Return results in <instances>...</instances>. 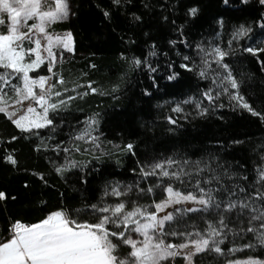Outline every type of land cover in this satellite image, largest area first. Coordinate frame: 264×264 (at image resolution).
<instances>
[{
  "label": "snow or ice",
  "instance_id": "6c2138e0",
  "mask_svg": "<svg viewBox=\"0 0 264 264\" xmlns=\"http://www.w3.org/2000/svg\"><path fill=\"white\" fill-rule=\"evenodd\" d=\"M131 2L111 0L117 10ZM249 2L240 0L243 5ZM229 3L223 0L225 6ZM258 3L264 7V0ZM97 7L110 22L113 12ZM199 12V7H189L188 22ZM75 15L71 0H0V115L19 132L8 140L0 136V145L29 140L50 168L30 174L57 191L55 203L39 201L40 216L10 217L0 229V264H198V257L210 253L224 257L225 264H264V145L251 169L227 161L221 153L228 146L223 144L199 155L176 152L137 158L130 182L103 179L89 193L90 178L98 173L103 177L110 154L103 150L101 113L83 120L73 117L74 123L68 119L74 101L84 99L89 90L98 91L91 81L70 82L63 74V63L75 55L77 42L72 31H58L57 26ZM161 19L176 33L167 40L168 51L145 32L151 43L130 63L132 71L143 72L151 82L142 90L148 97L151 88H159V79L181 78L169 52L179 58L180 69L197 78L196 93L175 102L171 112L176 115L165 117L174 126L169 131L182 127L181 120L208 117L226 107L247 110L264 122V111L242 94L243 79L231 63L239 50L256 57L264 70V40L252 38L254 28L246 23L236 26L222 46L219 32L193 43L184 25L169 21L167 15ZM132 20L143 23L135 12ZM217 23L223 28L222 17ZM254 24L264 31V14ZM245 38L251 41L248 46L241 43ZM159 57L165 58L163 64ZM121 152L135 156V145L127 143ZM0 158L19 169L16 149L5 148ZM52 175L69 184L79 199L70 202L50 183ZM23 186L30 184L25 181ZM9 199L17 197L0 190V202ZM245 250L251 254L244 259L230 258Z\"/></svg>",
  "mask_w": 264,
  "mask_h": 264
},
{
  "label": "trees",
  "instance_id": "16d2710c",
  "mask_svg": "<svg viewBox=\"0 0 264 264\" xmlns=\"http://www.w3.org/2000/svg\"><path fill=\"white\" fill-rule=\"evenodd\" d=\"M145 3L150 7L145 8ZM71 4L77 15L57 26L58 31H72L77 42L75 55L63 63V74L70 82L86 85L91 81L98 91L92 94L89 90L84 99L74 101L72 115L68 119L74 123L73 117L83 120L92 113H101L103 150L110 154L105 158L103 177L98 173L94 179L90 178L89 193L103 179L130 182L133 178L130 169L136 167L137 158L144 160L176 152L199 155L203 150L217 151L219 144L228 146L221 153L227 161L247 164L249 169L252 168L264 145V122L247 110L232 111L226 107L208 117L181 120L182 127L169 131L174 126L165 117L176 115L171 112L175 102L196 93L197 78L180 69L179 58L174 52H169L177 60L175 70L181 74L179 82L159 79V88L150 89L152 96H144L142 90L151 82L143 72L132 71L130 61L133 55L147 51V44L151 41L144 35L145 32L150 33L163 51H168L167 40L176 38V33L170 22L165 24L162 21L163 15L169 16V21L175 19L177 25H184L185 34L193 43L211 39L219 32L222 46H226L233 29L245 23L254 28V40H264V31L254 24L264 14V7L259 5L258 0H250L247 5L241 4L240 0H230L228 6L223 4V0H132L118 10L112 6L111 0H71ZM97 4L113 12L110 22L104 19ZM191 6L199 7L200 12L189 23L185 14ZM133 12L143 17L142 24L132 20ZM221 17L223 28L217 23ZM241 43L248 46L251 41L245 38ZM234 47L238 48L237 45ZM179 50L185 54L189 51L185 47ZM158 59L162 64L165 62L164 57ZM231 63L235 74L243 79L242 94L254 108L264 111V70L257 58L238 50L231 57ZM199 83L203 87V82ZM117 87L119 91L113 93L112 90ZM12 135H19L18 130L0 115V136L8 140ZM233 140L244 143L233 145ZM127 143L135 145V156L121 152V147ZM5 148L16 149L19 169L0 158V190L17 197L15 201L0 202V229L10 217L34 220L41 215V199L55 203L57 198L55 189H47L30 174L32 171L48 172L50 168L44 157L33 150L29 140L21 138L10 145H0V155ZM117 159L122 162L121 165L115 163ZM49 180L56 185V189L66 194L70 202L79 199L69 184L55 175ZM25 181L30 184L29 188H24ZM249 254L245 250L230 258L244 259ZM198 264H225V258L215 253L203 254L198 257Z\"/></svg>",
  "mask_w": 264,
  "mask_h": 264
}]
</instances>
